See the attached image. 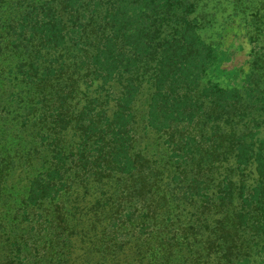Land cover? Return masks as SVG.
I'll return each mask as SVG.
<instances>
[{
  "label": "trees",
  "instance_id": "16d2710c",
  "mask_svg": "<svg viewBox=\"0 0 264 264\" xmlns=\"http://www.w3.org/2000/svg\"><path fill=\"white\" fill-rule=\"evenodd\" d=\"M7 3L0 17V38L12 34L13 50L21 49L25 58L10 65L7 76L13 74L14 89L27 91L32 98L28 106L41 107L16 109L10 118L32 140L25 156H0L1 184L18 166L26 171L27 185L20 192L25 197L16 203L11 223L28 224L30 231H36L35 238L52 233L59 239L66 234L62 245L46 250L58 253L68 252L77 237L85 238L80 228L91 222L105 257L116 259L136 249L138 259L153 241L170 238L178 244L177 237L194 231L202 217L208 221L216 215L206 240L208 252L220 255L216 264H252L253 257L264 253V141L257 139L258 128L237 137L231 130L229 138L234 140L227 146L224 134H215V140L206 143L189 131L202 118L217 130L236 118L240 124L244 115L236 109L239 91L211 82L201 87L218 54L200 40L195 23L188 18V4L182 0H46L41 4L0 0L1 6ZM180 6H184L181 16L176 11ZM78 17L82 33L73 26ZM167 23L168 31L163 29ZM57 52L60 63L44 60ZM63 53L69 60L63 59ZM75 76L86 89L96 82L121 85L111 114L98 108L96 101H86L77 109ZM143 84L152 89L147 127L171 141L168 147L176 167L165 184L158 169L132 152L131 108ZM254 93L246 90L248 97ZM257 111L264 115V109ZM8 131L5 128L2 134ZM13 147L3 148V153ZM225 154L233 156L238 169L254 165L258 182L249 193L240 190L234 196L232 182L225 179L210 200L206 180L199 171L186 169L213 167ZM77 189L91 200L84 215L63 205ZM43 208L49 210L35 214ZM188 210L196 219L173 230L172 221L185 219ZM16 250L19 253L20 246ZM145 258L140 257L139 264H151Z\"/></svg>",
  "mask_w": 264,
  "mask_h": 264
},
{
  "label": "rangeland",
  "instance_id": "374dc122",
  "mask_svg": "<svg viewBox=\"0 0 264 264\" xmlns=\"http://www.w3.org/2000/svg\"><path fill=\"white\" fill-rule=\"evenodd\" d=\"M34 1L41 4L46 0ZM182 1L183 5L185 3L189 5L190 11H187L190 15L188 18L195 23L200 40L206 46L216 50L218 54L215 64L207 71L204 80H202L201 87L211 82L224 90L235 89L239 91L240 102L236 109H240V113L244 115V120L240 124H238L240 118H236L231 120L230 123H222L217 130H214L211 125H205L206 118H202L199 124L189 129V131H193L199 137V140L206 143L214 141L215 134H224L226 137L222 140L227 146L233 143L234 140L229 138L231 130L237 137L243 133L245 135L253 133L254 128L257 127L259 133L257 139L264 141V115H262V112L257 111V109H264V0ZM7 7H9V4L6 6L0 5V17ZM24 7L23 9L13 10V13L18 10L23 11ZM183 7L180 6L176 9L177 15H182ZM9 13L11 12L9 11ZM66 20L65 17L64 21L66 22ZM0 24H2L1 18ZM167 25L169 23L163 29L167 30ZM73 26L79 27V31L82 33L83 23L81 17H78ZM1 37L0 139H3V141L0 142V156L6 157L7 155L14 156L16 154L22 158L30 149L32 140L27 133H21L20 124L11 122L10 118L13 113L16 115V109H41V107L34 104L28 106L27 104L32 101V98H29L27 91L20 93L14 89V84L10 81L14 78V75L9 74L8 77L7 68L18 63L17 61L24 57L21 49L18 51L13 50L15 40L12 34L6 36V38ZM1 39L8 40L3 42ZM67 57L68 54L63 53V59H68ZM53 59L58 60L59 63L63 61L60 59L59 52L44 56V60ZM38 65L44 68L41 61ZM14 71L15 68L11 70L12 73ZM248 77L250 83L247 82ZM74 82H76L75 85L78 91L73 104L77 105V109H81L86 101H96L98 108L108 109V113L111 114L115 102L122 92L119 83L103 86L101 83L96 82L86 89L84 82L78 79L77 76L74 77ZM21 88L23 89V87ZM248 88L255 92L251 97L246 95ZM151 94L150 85L143 84L131 108L135 120L132 152L137 156H142L153 168L158 169L159 173H162V183L165 184L175 170L174 158H171V146L168 147V143L171 142L170 137L157 134L147 127L146 116ZM7 114L10 116L7 117ZM18 122L21 121L18 120ZM5 128L9 129L6 135L2 134ZM12 145H14L13 151L3 153V148H10ZM206 145L208 146V144ZM33 153L34 151L31 152V154ZM33 165H37L36 161ZM24 169L18 166V169L11 173L4 185L0 183V264H139L138 259L142 256L146 257V260H151V264H216L217 259L220 257V255L216 256L211 251L208 252V245L206 244L207 237L213 231L217 221L216 215H211L208 221H205L202 217L199 220L200 223L196 224L194 231L187 233L186 236L177 237L178 244L170 238H160L157 242L153 241L147 250L139 252L138 259L136 249L124 251V254L116 259L105 257V253H102L99 236H96V232L92 230V223L86 222L84 224L83 221L84 225L80 228V231L82 230L81 232L86 234L85 238L79 236L74 239L73 246L68 252L61 249L58 250V253H50L46 250L56 244L62 245L66 234H63L59 239L52 233L49 234V237L46 235L44 237L42 234L35 238L36 231H30L28 224L19 225L15 220L11 223L13 217H15L16 203L25 197V194H20L27 185ZM192 170L193 172H191ZM186 171L190 173L199 171L198 174L206 180L205 188L208 190L210 200L216 197L215 193L219 190V184L225 179L232 182L231 189L234 196L239 194L240 190H243L246 194L249 193L258 182L255 166L250 165L238 169L231 154L223 155L220 162L213 165V167L208 166L201 170H194V168L189 167ZM103 189L108 190L107 188ZM90 202L89 197H84L83 192L77 189L64 199L63 205L66 210L79 209L78 211L82 213L80 215H84L91 207ZM215 203L218 204V202H213V205ZM46 210L49 209H39L35 214L43 212L41 214L44 215ZM187 212L189 215H186L185 219L180 216L179 220L172 221V224L176 225L173 230H176L179 224L186 225V220L194 221L196 219L192 210ZM77 213L76 215H78ZM33 236L34 238H32ZM16 246H20L21 251L19 253H17ZM203 249L205 250L202 251ZM43 254L46 255L44 259H41ZM252 264H264V253L253 257Z\"/></svg>",
  "mask_w": 264,
  "mask_h": 264
}]
</instances>
